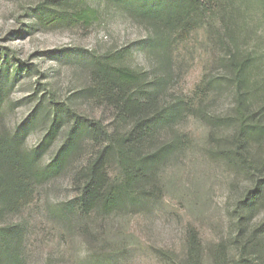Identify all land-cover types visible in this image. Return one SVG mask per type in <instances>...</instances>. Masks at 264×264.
<instances>
[{
	"label": "rangeland",
	"instance_id": "rangeland-1",
	"mask_svg": "<svg viewBox=\"0 0 264 264\" xmlns=\"http://www.w3.org/2000/svg\"><path fill=\"white\" fill-rule=\"evenodd\" d=\"M47 1L57 0H0V173L8 176L0 184L6 191L0 230L15 234L9 254L18 255V264H167L159 251L184 261L193 227L203 244V264H215L220 245L227 264H241L235 209L251 180L223 155L235 135V127L223 120L232 113V92L209 81L229 73L225 57L233 43L225 25L232 6L244 16L240 46L264 53V1L220 0L216 7L214 0H84L43 17L40 7ZM86 5L99 13L92 25L71 19ZM117 54L150 80L169 78L168 99H182L188 107L177 127L184 145L159 174V195L110 215L83 218L72 204L73 178L89 153V137L53 179L35 180L13 157L34 154L62 105L111 126L112 111L91 92L97 83L92 62ZM69 128L64 120L57 141L39 161L41 169L56 156ZM255 150L264 158V143H253ZM109 174L114 184L122 183L116 166ZM263 222L261 206L248 226ZM254 259L264 264L263 256Z\"/></svg>",
	"mask_w": 264,
	"mask_h": 264
},
{
	"label": "trees",
	"instance_id": "trees-1",
	"mask_svg": "<svg viewBox=\"0 0 264 264\" xmlns=\"http://www.w3.org/2000/svg\"><path fill=\"white\" fill-rule=\"evenodd\" d=\"M83 1H47L40 7V12L43 17L56 16L57 9H74ZM232 1L229 0L230 5ZM215 3L219 6L220 0H214ZM231 8L230 23L225 25L230 43H233L225 57V69L229 73L211 79L209 85L219 89L227 86L232 92V113L223 120L235 127V135L232 148L223 155L246 171L251 180V187L235 209L238 233L234 245L241 264H258V259H252L264 257V222L252 229L248 225L264 206V158L259 150L252 151L253 143H264V53L240 46L237 34L244 16L240 8ZM98 14V10L86 5L74 10L71 19L92 25L98 20ZM123 58L124 55L119 54L107 55L92 62L97 83L91 92L112 111L114 123L111 126L81 116L70 105H62L54 111L48 132L34 154L13 157L35 180L53 179L63 173L72 158L83 149L84 138L89 137V153L73 178L77 197L72 204L83 218L99 212L110 215L159 195V174L184 145V137L177 127L187 116V103L182 99H168L169 78L165 75L150 80L147 73L125 66ZM64 120L70 125L67 137L51 163L41 169L39 161L57 141ZM16 144L10 143V147L14 148ZM7 149L2 145L4 154L9 153ZM111 165L123 174L121 184L113 183L109 174ZM7 181L8 176L0 173V184ZM5 193L0 191V219L4 216ZM72 208L75 209L73 205ZM14 236L8 230H0V264H4V257L8 264H18V255L14 251L9 254ZM223 249L220 245L215 251V264H227ZM159 255L167 264H203L199 233L189 227L184 261L173 252L161 250Z\"/></svg>",
	"mask_w": 264,
	"mask_h": 264
}]
</instances>
